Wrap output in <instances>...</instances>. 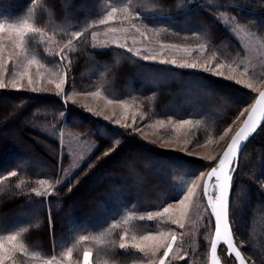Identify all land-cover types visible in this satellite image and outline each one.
Listing matches in <instances>:
<instances>
[{"label":"trees","instance_id":"1","mask_svg":"<svg viewBox=\"0 0 264 264\" xmlns=\"http://www.w3.org/2000/svg\"><path fill=\"white\" fill-rule=\"evenodd\" d=\"M257 1L0 0V22L17 20L31 11L47 34L63 45L71 31L82 30L109 7L127 5L131 12L141 13L142 19L123 22H131L141 31L153 29L145 31L149 41L184 46L201 41L207 53L228 61L240 60L244 50L222 23L221 14H229L264 37V11L254 7ZM123 22L118 15L114 22L91 27L74 41L76 51L68 53L70 64L60 63L38 41L29 45L28 53H35L41 63L70 69L67 89L101 91L104 97L141 107L146 122L192 120L190 135L215 137L243 104L254 101L257 94L232 81L147 61L143 53L134 55L124 48L94 45L92 33L121 28ZM184 82L195 83L200 91L178 95ZM195 94L201 96L194 98ZM64 132L92 144L91 154L73 171L72 159L62 147ZM131 133L130 128L105 121L54 93L0 90V234L28 227L22 238L29 251L50 257L53 237L61 250L85 234L104 232L107 244L119 233L112 225L119 221L121 211L144 214L178 199L173 179L190 164L143 144ZM250 139L233 175L229 218L237 246L252 261L264 264V124ZM106 151L108 155H104ZM12 171L17 172L16 177L9 175ZM65 173L69 175L65 177ZM57 178L62 182L57 183ZM40 180L48 183L40 185ZM41 187L43 195L36 196L33 189ZM114 246L106 249L83 242L75 248L74 259L81 260L84 249L90 247L95 257L104 256L111 263L129 260Z\"/></svg>","mask_w":264,"mask_h":264},{"label":"rangeland","instance_id":"2","mask_svg":"<svg viewBox=\"0 0 264 264\" xmlns=\"http://www.w3.org/2000/svg\"><path fill=\"white\" fill-rule=\"evenodd\" d=\"M253 5L254 7L258 8L259 11H264V0H259L257 1V4ZM237 6L246 7L245 5ZM255 12H257V9ZM220 19L231 35L235 37L243 47L244 53L243 56L239 58L240 60L235 58L233 60L227 61V58L220 57L216 54H211V52L207 53L206 47L204 50H200V46L204 45L201 41H198L197 44L188 46L179 45L177 43L167 44L165 42H151L145 35L141 36L140 33L132 27L133 24L131 22H123L125 25L119 28L121 30L117 33H111L108 32V30L105 32L97 31V35L95 36V39H93V42L94 45L96 44V46L100 48L107 46L119 47L117 46L118 44L124 45V47L120 48L127 50L132 49L130 52L134 55H137V52H139V54L143 53L145 57H148L147 61L161 63V60H175V64H166L177 67H179L178 65L185 61L188 63L195 62L197 63L196 68H180L201 71L205 74H209V76L212 75L211 77L215 76L217 79L219 78L223 81L228 80L235 83V80H241L246 83H251V89H249L246 84L239 85L242 87L245 86L249 91L256 95L260 89L264 88V37L253 31L252 33L247 27L241 25L227 13H222ZM237 24L240 25L239 28H237ZM124 29H127V31L125 32ZM48 36L53 37V35L47 34L44 37L46 41L48 40ZM2 43L4 50L2 53H0V65H2V67H0V78L4 80L6 87L0 88L1 91H33L32 88L34 87L36 88V91L39 92L43 91L57 94L61 96V98H63L66 102L79 103L85 107V110L91 112L92 115L95 114L97 117L99 116L105 121H111L115 124H117L116 122L119 121L118 125L122 127H125L124 125H130V127L126 128H130V131L132 132L131 135L140 137L141 141L144 142L143 144H147L159 152H170L171 155L180 157L190 164L181 175L174 177L173 186H175L176 189H178L177 185L185 177H199L202 173H204L206 176L209 165L211 166V164H215L218 161L222 154L221 151H223L225 145L229 141L228 139L233 136V133L241 124L245 114L247 113L245 112L243 116H239V113L236 114L235 117L226 125V127H224V129L215 137L207 138L203 135H200L199 133L198 135L197 133L190 135L189 129L194 126L193 122L191 124H184L183 127H177V125L183 121H192L189 119L175 121L171 120V123H169V120L166 119H156L151 122H146L144 121L146 116L141 107L135 105L133 106V104L121 101L108 104L107 99L109 98L104 97V95L92 96L87 94L93 92V90H88L89 92H77L67 89L65 84L64 91L60 92L55 86L56 82L58 81V76L55 73L58 72L62 75L66 68H59L56 65H47L44 63L43 64L45 66L42 68L37 64L28 65L26 69L27 75H25L23 79H20V77L17 75L16 79L19 80L17 88L20 89L17 90V88L11 86L9 81L12 79L14 73L25 71V54L20 49H17L12 45L11 40H9L7 37V34H5V38ZM161 45H175L176 47H161ZM58 46H62V44L57 39L53 38L52 41H48L46 49L48 54L54 55L58 51ZM66 51L67 50H65V52ZM27 55L31 57L35 56V53L34 55L27 53ZM217 59L224 64V67L220 69V71H222L224 74L223 76L214 75L212 72L205 70L207 67L215 68ZM229 64L236 68V72H231L229 70ZM244 72H247V74L241 75V73ZM29 76H31L34 81L32 86H29L28 84ZM228 76H231L232 79L225 78ZM50 80L53 82L50 83ZM193 91H200L198 85H195V83L192 85L189 82H184L179 86V92L177 94L189 96L191 94L190 92ZM196 96L200 97L201 95L195 94L193 97L195 98ZM193 100L195 101V99ZM122 104H126L127 106L124 107ZM251 105L252 101L249 102V104H243L241 110H243L245 107L249 109ZM133 120H135V123H133ZM159 121H164L163 126L158 123ZM229 128L231 129L230 131L228 130ZM62 138V147H64L65 153L69 154L70 159H72L70 169L75 170L79 167L80 163L91 154L92 144L89 141H81L78 137L68 132L62 133ZM206 157H215L216 159H205ZM66 173L65 177L69 175V173L67 175ZM203 183V179L198 180V184L201 186ZM214 184L215 181L213 180L208 189L209 194H218ZM36 190L42 192L44 191V188L41 187ZM116 191H119V189L117 188ZM113 203L116 209V201L114 200ZM169 203H166L164 206H167ZM186 203L189 204V207H174L171 211L172 219H180L181 222L185 224V227L182 229L176 224H173L171 220H168L166 217H158L156 220L152 221L147 219L140 221L134 218L129 221L127 227H130V229L137 235L158 234L160 231L175 232L177 234V241L173 246V252L170 254L169 259L165 262V264H210L208 263L210 254L209 250L214 232V221L211 215V210L207 206V202L204 198L201 187L196 189V196L193 198V200ZM164 206L157 207L156 209L162 210ZM183 212H186V215L182 216L181 214ZM149 213L150 212H145L143 215L146 216ZM121 214L122 216L120 217L119 221H115L114 223L116 225L114 230H117L119 233L115 235L113 240L116 242L114 248L125 253V250H121L118 247L120 237L123 235L124 227H126L122 224V221L126 216H135L137 214H132L126 211H121ZM135 220L138 221L135 223ZM134 223L136 224L135 228H131L133 227ZM127 242L129 244V248L127 249V253H129V260L124 261L125 263L120 262L118 264H144V262L149 259V257H145L138 250L132 249V241L130 239ZM224 249L225 247L220 244L218 247V257L220 262L222 264H237L234 257L230 258L226 255V250ZM240 250L242 251L246 261L249 264H253L251 257H247L244 251L242 249ZM163 251L164 250L161 249L157 253V256L152 257L151 259H154L158 262V260L162 258ZM81 256L83 258V254ZM96 256L97 257L93 255L92 257L94 264H103V260L105 259L104 256H100L98 254H96ZM181 256H184L185 258L181 259ZM95 258H97L96 261L94 260ZM14 260L16 261V264H41L39 260H32L26 255L22 257L18 253L14 256ZM4 264H12V261L5 260ZM63 264H68V262L64 261ZM110 264L114 263L110 262Z\"/></svg>","mask_w":264,"mask_h":264},{"label":"snow or ice","instance_id":"3","mask_svg":"<svg viewBox=\"0 0 264 264\" xmlns=\"http://www.w3.org/2000/svg\"><path fill=\"white\" fill-rule=\"evenodd\" d=\"M158 3V0H155ZM46 3V0H45ZM121 17V22L125 20H139L142 19V14L139 12L133 13L130 11L129 6L122 7H109L107 11L102 16H97L93 19L89 24H86L84 28L81 30L79 28L71 31L68 35L70 38L64 43L62 46H58V51L55 53L59 57V62L64 63L67 61L69 64L71 63V57L68 53L76 51L74 47V41L79 40L81 37L85 36V33L89 31V29L96 25H106L110 22L116 20L117 16ZM133 28L137 32L140 33L141 36L145 35V31H153V29L146 28L145 31H141L139 27L135 24L132 25ZM240 25L237 24V28ZM121 29L117 27H109L108 32L117 33ZM126 32L127 29H124ZM5 34L9 40H11L12 45L20 49L24 55V68L25 71L14 73L12 79L9 81L12 87L17 88L19 84V80L16 79L18 75L20 79H23L25 75H27V66L31 64H37L39 67H44L45 65L41 63L39 59L35 56L29 57L27 55L29 45L35 43L36 41L39 44L47 47L48 41H52L53 37L48 36V40L46 41L44 37L47 35V32L43 26L37 23L34 18V14L30 11L25 14L24 17L19 18L17 20L9 21V22H0V53L3 52V40L5 38ZM96 33H92L93 39H95ZM119 47H124V45L118 44ZM161 47H176L175 45H161ZM205 46L201 45L200 50H204ZM67 50V53L65 52ZM128 51H132V49H128ZM137 55L139 52L136 53ZM148 57H145L147 59ZM154 58V57H153ZM161 63H172L175 64V60L165 61L161 60ZM179 67L185 68H196L197 63H188L187 61L178 65ZM2 67V65H0ZM224 67V64L217 59L215 68L207 67L206 71L212 72L214 75L223 76V72L220 71ZM229 70L231 72H236V68L231 64L228 65ZM70 69H66L64 73L61 75L60 73H55L58 76V81L55 86L60 91H64V85L67 81V71ZM247 72L241 73V75H246ZM226 79H232L231 76L225 77ZM50 83L53 81H49ZM34 83L31 76L28 77V84L32 86ZM235 83L245 85L251 89L252 84L246 83L241 80H235ZM6 87L4 80L0 78V88ZM17 90H20L17 88ZM33 91H36V88H32ZM92 96H100L102 95L101 91H93L91 93H87ZM71 98V97H69ZM107 99V98H106ZM119 101H114L112 99H107L108 104L117 103ZM122 106L126 107V104H122ZM247 112V118L243 121L242 126L236 132L235 136L232 137L230 143L227 145L226 149L223 151L222 156L218 159V162L212 166L205 174L202 173L199 177L196 176H188L183 178L180 183L177 185L179 189L177 195L178 199L171 201L167 206H164L161 209H156L155 211L150 212L146 216L143 214H137L135 216L129 215L126 216L122 224L125 225L123 235L120 237L119 241V249L125 250V255H129L127 253V249L129 248L128 240L132 241L131 248L138 250L145 257H149L144 264H165V262L169 259L170 254L173 252V246L177 241V234L175 232H167L160 231L158 234H143L137 235L134 231L127 227L129 221L132 219H138L143 221L145 219L152 221L156 220L158 217H166L168 220H171L173 224H176L179 228H184L185 224L181 222L180 219H172L171 211L174 207L187 208L189 204L186 202H190L196 196V189L201 187L205 200L207 201V206L211 210V215L214 218V238L211 240L210 251H211V260L212 264H221L218 258V247L221 243L226 245L227 255L231 258L234 257L237 264H245L244 255L240 248L234 242V234L230 226L229 221V202L231 197V189H232V180L233 175L235 174V170L239 167L242 151L244 149V145H246L249 138L257 132V130L264 124V91L259 92L258 97L255 98L254 103L251 105V110L245 107L243 110L239 112V116H243ZM119 124V121L116 122ZM135 123V120H133ZM161 126H163L164 121L158 122ZM171 123V121H169ZM192 121H183L177 127H183L184 124H191ZM125 127H130V125H124ZM231 130L230 128L228 129ZM226 134V133H225ZM222 138V137H221ZM210 142V141H209ZM199 143V142H197ZM109 153L106 151L104 155H108ZM205 159L214 160L215 157H206ZM11 177H16L17 172L12 171L9 174ZM204 180L203 185L198 184V180ZM215 181L214 187L217 190L218 194L212 195L209 194L208 188L212 181ZM62 182L59 178H57V183ZM2 183V181H0ZM23 181H21V184ZM48 183L46 180H40V185H45ZM19 186V185H18ZM51 185H49L50 187ZM71 190V189H69ZM36 196L43 195L42 192L33 189ZM47 191V189H46ZM51 193H49L50 195ZM182 216L186 215V212L181 214ZM49 223L51 224V218L49 217ZM38 227V225H30ZM113 228L116 227L115 224L112 225ZM28 227L21 228L13 234L3 235L0 234V264H4L5 260H11L12 264H16L14 260V256L18 253L20 256H28L32 260H39L41 264H63L64 261H67L68 264H74V250L78 244L83 242H91L98 247H104L106 249H110L113 245H115V241L105 243V233L101 232L96 235H79L72 246L65 247L63 250L60 249L59 244L55 241L53 237V254L49 257L47 255H41L40 251H29V246L22 238L23 235L28 232ZM170 236V240H169ZM163 249L162 258L158 260V262L152 257H156L157 253ZM106 255V253H105ZM93 252L90 247H86L83 251L82 260L76 259L75 264H94L92 259ZM184 259V256L180 257ZM103 264H110L108 259L103 260ZM253 264H258V262L254 259Z\"/></svg>","mask_w":264,"mask_h":264},{"label":"water","instance_id":"4","mask_svg":"<svg viewBox=\"0 0 264 264\" xmlns=\"http://www.w3.org/2000/svg\"><path fill=\"white\" fill-rule=\"evenodd\" d=\"M261 91H264V88H262V89H260V91L259 92H261ZM259 92L257 93V95H256V97H258V95H259ZM255 97V98H256ZM255 100V99H254ZM254 103V101L252 102V104ZM251 110V107L249 108V111ZM247 114L248 113H246L245 114V116H244V118H243V121L247 118ZM243 121L241 122V124L237 127V129L235 130V132L233 133V136H235V134H236V132L240 129V127L242 126V124H243ZM263 125V124H262ZM261 128V127H260ZM259 128V129H260ZM258 129V130H259ZM257 130V131H258ZM255 135V133L250 137V138H252L253 136ZM233 136H231V138L230 139H228L229 141L227 142V144L225 145V147H224V149H223V151L226 149V147H227V145L230 143V141H231V139H232V137ZM249 138V140L247 141V143H246V145L248 144V142L251 140ZM246 145H244V148H245V146ZM223 151H221V153L223 154ZM222 154H221V156H222ZM220 156V157H221ZM218 162V161H217ZM216 162V163H217ZM215 163V164H216ZM215 164H213V165H215ZM205 178H206V176H205ZM209 189V188H208ZM208 192H209V190H208ZM230 200H231V197H230ZM207 202V201H206ZM229 206H230V202H229ZM213 221H214V218H213ZM229 221H230V218H229ZM214 226V225H213ZM231 229H232V227H231ZM214 238V232H213V237H212V239ZM234 242H235V238H234ZM224 247H225V249L224 250H226V255H227V248H226V245H224L223 243H221ZM236 244V243H235ZM210 251V250H209ZM228 256V255H227ZM219 258V257H218ZM244 259H245V257H244ZM236 262V261H235ZM208 263H210V264H212V260H211V251H210V254H209V262ZM222 264V263H221ZM245 264H249L247 261H246V259H245Z\"/></svg>","mask_w":264,"mask_h":264}]
</instances>
